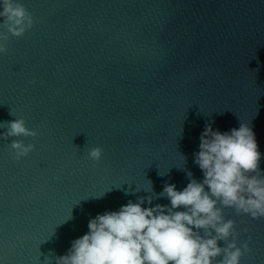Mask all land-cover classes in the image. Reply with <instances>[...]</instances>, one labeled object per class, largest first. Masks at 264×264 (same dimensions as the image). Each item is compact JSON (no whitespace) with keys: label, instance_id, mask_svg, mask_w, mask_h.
I'll list each match as a JSON object with an SVG mask.
<instances>
[{"label":"water","instance_id":"1","mask_svg":"<svg viewBox=\"0 0 264 264\" xmlns=\"http://www.w3.org/2000/svg\"><path fill=\"white\" fill-rule=\"evenodd\" d=\"M19 2L34 24L0 28V133L23 117L38 135L0 138V264H56L96 215L168 205L165 183L203 179L206 124L248 123L264 171V0ZM15 139L34 150L15 160ZM223 215L249 243L240 264H264V219Z\"/></svg>","mask_w":264,"mask_h":264},{"label":"clouds","instance_id":"2","mask_svg":"<svg viewBox=\"0 0 264 264\" xmlns=\"http://www.w3.org/2000/svg\"><path fill=\"white\" fill-rule=\"evenodd\" d=\"M33 24L32 14L19 0H0V28L20 37ZM7 33L0 32V53L7 52ZM4 129L0 138L5 140L38 135L23 117L4 122ZM9 148L19 160L35 145L15 139ZM87 155L99 163L103 149L93 147ZM193 155L202 180L188 172L189 183L182 190L165 183L160 196L170 201L168 205L151 206L152 197H140L96 215L88 222V232L72 241L67 253L56 257V264H240L251 249L248 241L238 246L240 233L234 220L224 218L223 209L264 219V171L255 133L243 122L226 132L206 124ZM145 202L150 206L143 207Z\"/></svg>","mask_w":264,"mask_h":264}]
</instances>
